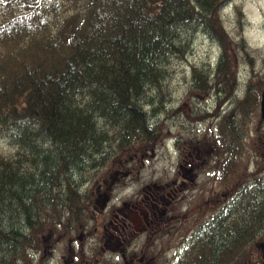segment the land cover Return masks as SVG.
Instances as JSON below:
<instances>
[{
	"label": "trees",
	"instance_id": "16d2710c",
	"mask_svg": "<svg viewBox=\"0 0 264 264\" xmlns=\"http://www.w3.org/2000/svg\"><path fill=\"white\" fill-rule=\"evenodd\" d=\"M225 1L0 0V137L14 147L0 152V264L27 261L55 212L84 216L83 184L112 153L156 139L147 90H161L162 58L187 49L181 29L218 42L213 69L191 65L192 86L227 94L231 107L218 112L215 137L242 142L264 84L246 80L235 94L237 54L219 14ZM209 71L219 79L211 83ZM241 195L213 264L248 257L264 224V188L245 186ZM198 250L204 258V245Z\"/></svg>",
	"mask_w": 264,
	"mask_h": 264
},
{
	"label": "rangeland",
	"instance_id": "374dc122",
	"mask_svg": "<svg viewBox=\"0 0 264 264\" xmlns=\"http://www.w3.org/2000/svg\"><path fill=\"white\" fill-rule=\"evenodd\" d=\"M219 14L231 39V48L237 54L232 64L236 82L233 88L238 90L235 94L241 96L246 80L254 81L261 77L260 85L264 84V0H226L220 7ZM180 35L182 46L187 43V49L182 55L172 52L162 58L164 68L160 77L161 90L158 91L155 87L147 90L153 96V101L152 104L145 103L144 106L147 110L155 107L148 114L158 136L153 141L135 140L122 152L112 153L83 184L88 193H91L92 201L98 193V201L103 199V193L110 194L109 202H106L108 206L125 197L131 187L139 188L144 182L162 181L176 176L180 157V148L175 144L176 141L180 145H186L194 138L210 139L213 136L210 140L217 142L214 140L218 138L215 137L217 114L231 107L232 101L225 100L227 94L221 90L211 88L200 92L195 89L192 86L190 67L194 64L213 69L220 52L218 42L201 30L183 28ZM208 76L211 83L220 77L211 71ZM244 129L248 132L245 133L243 142L235 145L237 157L232 163L235 169L228 176L225 188L228 187L227 184H233L242 178L245 181L250 180L264 170L262 145L258 139V136L264 138V120L259 116L258 102L246 117ZM217 143L218 147L222 146L221 141ZM13 149L5 138L0 137V152L10 154ZM211 183L208 179L198 182L197 185L188 184L176 194L177 198L184 200L180 203L179 210L190 217L186 222H190L194 211L191 205L188 208L189 200L197 196L198 192H206L205 189ZM196 186H200L201 191L196 190ZM216 187L222 188V185L216 183ZM93 207L96 209L95 213L101 208L96 202ZM66 216L64 214L61 218L55 212L53 221L43 231L37 232V244L29 250V259L19 260L18 264H61L62 254L69 251L67 243L69 240L77 243L81 231L79 225H67ZM79 221L88 222L86 217H80ZM178 239L180 238L176 237L174 240Z\"/></svg>",
	"mask_w": 264,
	"mask_h": 264
},
{
	"label": "flooded vegetation",
	"instance_id": "af4514ba",
	"mask_svg": "<svg viewBox=\"0 0 264 264\" xmlns=\"http://www.w3.org/2000/svg\"><path fill=\"white\" fill-rule=\"evenodd\" d=\"M210 139L194 138L186 145L176 141L180 157L176 176L172 178L141 182L139 188L133 185L136 188L131 187L125 197L108 206L110 194L103 193L101 201L97 199L99 193L93 201L91 193L86 194V211L82 217L90 220L82 223L73 214L66 216V224L79 225L81 231L77 243L71 240L67 243L69 251L62 254L61 264H213L219 247L227 242L230 204L242 196L245 186L257 191L264 188V182L262 186L258 184L264 170L250 180L236 178L238 181L225 188L228 176L235 169L232 163L237 150L235 145L228 144V137L220 140L221 147L217 143L219 138H213L216 143ZM258 139L264 157V138L258 136ZM208 179L212 183L206 192L186 199L188 208L194 207L190 222H186L190 217L179 210L184 200L176 194L188 184L197 185ZM216 183L222 188H215ZM195 189L201 191L200 186ZM94 202L101 206L97 213ZM176 237L179 241L174 240ZM198 245H204V258L199 257ZM247 251L249 256L239 264L249 261L264 264V224ZM222 253H226L225 249Z\"/></svg>",
	"mask_w": 264,
	"mask_h": 264
},
{
	"label": "water",
	"instance_id": "95a60500",
	"mask_svg": "<svg viewBox=\"0 0 264 264\" xmlns=\"http://www.w3.org/2000/svg\"><path fill=\"white\" fill-rule=\"evenodd\" d=\"M258 111L260 118L264 120V89L259 94Z\"/></svg>",
	"mask_w": 264,
	"mask_h": 264
},
{
	"label": "bare ground",
	"instance_id": "6f19581e",
	"mask_svg": "<svg viewBox=\"0 0 264 264\" xmlns=\"http://www.w3.org/2000/svg\"><path fill=\"white\" fill-rule=\"evenodd\" d=\"M66 211V210H65Z\"/></svg>",
	"mask_w": 264,
	"mask_h": 264
}]
</instances>
